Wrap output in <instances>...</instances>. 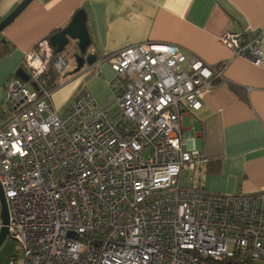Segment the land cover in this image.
<instances>
[{"label":"built area","instance_id":"1","mask_svg":"<svg viewBox=\"0 0 264 264\" xmlns=\"http://www.w3.org/2000/svg\"><path fill=\"white\" fill-rule=\"evenodd\" d=\"M263 37L228 30L220 41L262 65ZM105 60L120 89L99 102L84 86L63 113L51 98L70 63L50 37L25 54L30 81L6 83L0 181L21 247L10 264H264V192L205 189L208 158L182 122L222 70L152 41Z\"/></svg>","mask_w":264,"mask_h":264},{"label":"crops","instance_id":"2","mask_svg":"<svg viewBox=\"0 0 264 264\" xmlns=\"http://www.w3.org/2000/svg\"><path fill=\"white\" fill-rule=\"evenodd\" d=\"M21 1L0 0V22ZM80 9L87 14L92 38L88 53L95 52L96 61H102L78 72L76 62L70 73L74 76L67 79L68 72L63 77L51 98L59 113L84 86L99 102L120 89L121 77L105 60L108 55L142 42L178 45L188 57L196 55L223 73L202 107L182 117L208 158L202 169L204 188L229 194L264 192V62L256 65L236 56L220 41L228 30L259 29L264 35V0H34L0 33V41L14 45L0 58V104L25 54L66 27ZM73 43L64 51L75 57L79 49Z\"/></svg>","mask_w":264,"mask_h":264},{"label":"water","instance_id":"3","mask_svg":"<svg viewBox=\"0 0 264 264\" xmlns=\"http://www.w3.org/2000/svg\"><path fill=\"white\" fill-rule=\"evenodd\" d=\"M34 0H22L20 4L0 22V33L5 30ZM87 14L84 9L78 10L73 16L71 22L63 29L57 31L50 37L52 45L57 53L64 52L65 48L77 43L79 53L75 55V60L78 64L76 72L84 68L85 65H92L97 60V55L88 53V47L92 43V38L87 25ZM17 75L26 82L30 81L29 74L21 67L17 70ZM35 86V84H34ZM0 218L2 227L0 229V247L8 237L10 212L8 202L0 181Z\"/></svg>","mask_w":264,"mask_h":264},{"label":"rangeland","instance_id":"4","mask_svg":"<svg viewBox=\"0 0 264 264\" xmlns=\"http://www.w3.org/2000/svg\"><path fill=\"white\" fill-rule=\"evenodd\" d=\"M62 54L66 58V60L70 63V67H71L68 70L69 74L67 76V79L68 77L72 78L74 75L72 74L71 76L70 73L74 70V67L76 66L75 57L72 55L71 52L69 53L68 51H64ZM189 175H190V172L188 170H185L183 172V179H182L183 185L188 184ZM0 206H1V203H0ZM20 248L21 247L17 242L7 237L0 247V263L9 264V260L12 259L18 252H20Z\"/></svg>","mask_w":264,"mask_h":264},{"label":"trees","instance_id":"5","mask_svg":"<svg viewBox=\"0 0 264 264\" xmlns=\"http://www.w3.org/2000/svg\"><path fill=\"white\" fill-rule=\"evenodd\" d=\"M13 49H14V45L11 42L5 39L1 40L0 41V58L4 57L6 54L11 52Z\"/></svg>","mask_w":264,"mask_h":264}]
</instances>
